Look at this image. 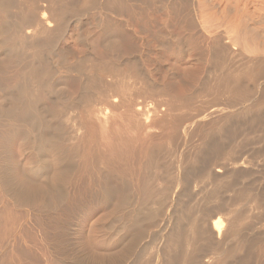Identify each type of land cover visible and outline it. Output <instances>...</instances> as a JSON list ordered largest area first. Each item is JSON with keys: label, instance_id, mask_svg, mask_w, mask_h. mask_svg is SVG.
<instances>
[{"label": "bare ground", "instance_id": "6f19581e", "mask_svg": "<svg viewBox=\"0 0 264 264\" xmlns=\"http://www.w3.org/2000/svg\"><path fill=\"white\" fill-rule=\"evenodd\" d=\"M97 1L99 0H84V2L78 6L80 7L78 9L76 7L77 5L75 3V0H0V34L4 36L6 35L8 38V41L7 40L1 41V44L5 45L7 43L12 42L11 48L9 47L10 49L4 50L2 48L4 51L3 54L6 55V59L9 61V64L13 65L17 69V71L15 70L17 73L15 75L14 82L12 81L13 82L12 86L8 85V87H2L4 86V84L2 85L0 83V87H2L0 88L1 89L0 94H1V98L4 101V104L0 109V117L6 118V120L10 122L14 121L17 122L18 124L20 123L18 127L15 126L9 127L5 133H2V136L6 141L5 145L13 144L14 141H17L18 143V139H19L20 142H22L19 145L21 146V148L23 147L22 149L25 154V158L42 155L43 152L46 153V151L48 150L52 151L55 153V162L58 168L56 174V185L48 189L47 191L48 194H43V192L41 193L35 191L32 193L23 190L21 187H19V184L14 180L10 170L8 169V166L5 163L2 164L3 167L0 165V187L2 188L4 195H6L7 198L12 199L13 202L15 201L16 204H18L20 207H24L27 204H36L40 200H42V204L46 205L47 203L49 204L47 200L50 201V199H51L50 203L53 202V204L57 205L58 203L61 204L62 200L64 199L62 198L63 190L61 191L62 189L61 187H63L66 182L70 181L68 178L69 174H73L72 178L75 177L76 180L84 179L88 182L89 187L92 188L94 187V189L96 187L98 191L100 189L101 195L104 198V200H109L110 198H112L111 201H113V199L114 200L117 199L118 202L117 207L119 209H124L123 211L125 212L124 215H122L123 217L122 216H121L122 218L120 217L121 220L118 223L119 224L118 229L114 228L116 231L115 235L117 240L115 239L116 241L112 243L111 251L106 253L104 256L100 255V257H96L95 255L93 256L92 254L91 262H93L92 260H94V262L96 263L98 261L113 262L118 260L119 264H121L126 262L127 259L131 257V255H135L134 252L135 248L139 243V241L143 238V235H140V233L138 235V233H136L137 228L143 225L144 223H146V221H155L157 217H159L158 212L164 207V203H166L165 201L170 198L169 197L165 200V197L163 198L161 197L163 193H165L164 191L167 190L170 193V189L173 188V186L175 185H181V184L183 186L186 184L188 185L189 182L188 180L191 177L188 179L189 174L187 173V171H184L182 169L183 171L180 172L178 171L179 173L176 174V176L174 174L175 177H172L173 174L168 175L167 173L168 171L166 172L167 175L164 174V172H162L163 175H165L162 184L164 182L165 186L164 187L161 186V188L160 187L157 188L156 187L157 184L155 185L156 182L155 180L158 178L159 180H161L162 177L161 174L159 175V173L158 174L156 173L158 171L156 167L158 166L159 162L162 161V158L164 156L168 158V156H166V152L168 149H170L169 147H171L170 144L172 143L170 142H172V140L175 139L173 135H177L176 133H179L178 130L182 128V131L185 133L184 135L186 138L185 140L186 145L192 146L194 142L193 138H195L196 136L195 134L196 131L194 132V130L197 128H195V126L192 127L190 125L189 117L190 120L193 119L191 118L193 116L192 110H188L187 113H189L190 111L192 112V114L191 116H186V118H188L186 119L183 115L184 108L180 104L182 102L180 101L173 102L172 99H171L172 101L168 100L169 97L168 98L166 97L165 93L167 94V92L166 91L164 92V89L160 90L159 88L158 89L153 88L152 93L155 95H150L151 88H146L147 90L150 89V91L148 92V94L150 93L149 94L150 96L152 97L157 96L158 98L161 97L160 99H157L155 97L156 99L150 100L149 98H147L149 95L146 96L140 93L143 95L141 96L140 94H137L135 89L134 91L132 90L133 87L130 88L131 85H129L128 81L133 80L134 82L144 77L142 72L137 68L136 64L132 60L128 61L125 65H116L112 61L94 62L93 60H91V58H85L84 60L79 61L80 63H78L79 64L78 70L82 79V82L80 80V82L82 83L81 87L80 89H78L79 91L77 90V93L79 95L76 96L77 97L76 100L78 102L76 101L74 103V101H70L68 99L63 100L59 98L58 95L54 92L52 81L55 78V75H57L60 72V69L65 68L68 70L71 68L72 65L67 61L68 54H70L71 51L67 46L59 47L60 40L64 37L66 30L69 27V24H71V22H77V21H79L80 23L83 22V20L78 19L76 15L78 10L81 11L82 8H88L90 6L93 7L94 5H96ZM182 1L185 2V0ZM186 1H187L186 3H188V7H190L187 10H190L193 15L192 19L189 18L190 21L187 23L188 24L187 28L190 31L196 30V33L199 28L204 29L213 35L212 41L210 42L212 46L207 43V45H209L210 47V48L208 47L209 50H207V52H208V59L212 61V65L210 67L211 70L207 72L209 73V77L205 81L203 86L200 88V90L197 92L196 96L200 94L204 96V98H207L208 103L205 102V104L207 105L205 106L206 108L207 107L214 108V106L219 108L220 113L218 114L216 113L217 115L215 114L210 116L211 117L210 125L213 126V127L211 126V128H213L212 129L213 131L216 130L215 132H217L218 134L225 131L223 130V127L224 129L226 128L225 124H227V118L233 110H235L236 112L238 109L243 107L242 110L244 111L246 110L248 111V113H253L254 110L256 111L257 109L259 110L264 107V90L261 89L262 86H260L261 85L260 83H264V35L261 33V32L264 33V0H258L256 5L254 4V2L257 0H236V1L225 0L223 2V7H219V9H216L214 5L213 6L208 5V8L205 7V4H203V2L205 3V0H199L200 2H198V5L202 3L199 6L196 4L197 0L194 1L186 0ZM123 2L127 3L128 1L126 2L124 0H104L103 4L104 6H109L110 4L111 6L114 7L116 6L115 9L116 8L120 9L123 8L122 6ZM173 4L176 5L174 2ZM170 5H168L169 6L168 8H170ZM174 5L171 7L173 8ZM251 6L253 7L254 11L250 10L252 8ZM162 7L164 8V5H162ZM186 7L187 6H185L184 8ZM107 10L109 9L107 8ZM191 12L189 13L191 14ZM93 16L90 17H92L93 19ZM102 20L104 19L102 18ZM97 21L99 20L97 19ZM105 24L106 23H103L101 25L103 32L106 31L107 25ZM222 28L227 29V32L225 33H227V35L229 36L231 43L234 45V47L240 45V47L242 48L247 43L248 46L246 48L247 51L246 49L244 51H246L248 57L243 56L246 55V53H243V51H241L239 46H238L239 49H237V47L234 48L229 45H226L227 37L225 36L224 31L220 30ZM213 30H219V31L212 32ZM242 42L245 43V45H243ZM241 44L243 46H241ZM148 45L149 43L145 42L143 47L145 46L144 48L148 49ZM243 49L244 47L242 48V50ZM139 53L142 52L139 51ZM144 53H146V51ZM53 55L58 57L56 64H54L51 61V56ZM140 55L141 57L143 56L142 54ZM145 55L148 56V53H146ZM146 56H144V58H148ZM0 68L3 71L8 69L7 67H5V65H2L1 63H0ZM108 77H110L112 80L107 81ZM70 78H71L69 80L70 85H72L71 87L75 90L76 89L75 83L77 82L76 80L78 77L75 79L74 76ZM127 82L129 86L127 85ZM135 84L137 83H134V85ZM127 86L129 88V91ZM130 91H133V93H129ZM145 92L146 91H144L143 93ZM117 93H119V96L115 97ZM134 93L136 94L134 97L135 99L131 96V94H133L134 96ZM144 96L145 98H147V100L148 99L149 100L148 101L145 100ZM198 97L201 98L200 96ZM194 99L195 98H193L192 100V98L189 97L187 101H191V100L194 101ZM253 100H255V102ZM185 104L188 105L190 104V102L188 103L186 102L184 103V105ZM205 104H203V106ZM200 108L201 107H199V111L205 112L202 111L203 108L202 109ZM181 109L183 110V112ZM180 110H181L180 112L181 114L179 113ZM112 111H121V115L123 116V121H120L122 123V125L121 124L120 125L122 127H120V125L118 126L117 124H116L117 128H115L116 126L115 127L111 126V121L109 120V117ZM176 112L178 114V117L182 116L181 118L179 117V120L177 121L176 119H178V117H176L177 115H174L176 114ZM207 112L208 111L206 109V115L209 113ZM71 113L78 115L80 117L79 121L75 126V133L80 132L82 134L80 138H74L73 136L65 137L64 130L61 127V125L58 123L61 120L60 118H63V116L65 117L66 114L69 116L71 115ZM237 113L235 114L237 115ZM255 114L256 113H254V115ZM199 115L200 116L205 115V113H201ZM228 120L231 121V119ZM178 121L179 123L177 124L176 127V124L173 122H178ZM179 124L181 125V128L178 127ZM206 124L207 123L205 122V125ZM10 125L12 124L10 123ZM208 125L209 124H207L206 126L207 129L209 128ZM190 126L194 128V130L191 129ZM173 127L178 128V130L177 129L175 130ZM211 128L208 130H211ZM52 130H55V133L56 131L58 132V135L55 134L56 137L54 135H51ZM137 131H139V133ZM156 131L160 133H166L165 134L166 138L163 137L165 140L161 142L158 139L160 142L156 144L152 139L151 140L153 141V143H150L151 140L150 141L147 140L149 141L150 144H148V147L146 146L147 149L145 151V154L143 153L144 161L142 165L139 164L140 166L136 170V172L138 171V173H134V175L128 174L129 175L128 178H127V174H124V171H118L117 169H114V167L113 166L111 167L109 163H107V161L103 158V156L100 155V153H99L100 156L96 153L97 151H99L97 149L101 147L99 144H101L102 141L103 143L104 142L106 143L104 144L107 147H109L110 145L112 148L113 146L121 147V145L119 144L120 142L118 143L119 145L117 146V142H118L117 140L123 137L124 136L123 134L130 135L131 133L134 134V132H137L138 135L141 137L143 135H140V133L142 134L143 132L144 136H146V138L143 136L144 140H146L151 138L153 136V133ZM213 131H211L212 134L214 133ZM239 131L242 132L245 138L248 137L249 135L248 133L250 130L248 131L247 128L241 126ZM137 133H135L136 136H138ZM150 133H152L151 137H150L151 135ZM210 134H211L210 132L209 134H207L206 132L203 135L206 137L207 135ZM128 135L127 138L131 139L132 136L130 135L131 136L130 138V136L128 137ZM134 137L135 135L133 136V138ZM211 138L212 136L210 137V139ZM204 139L206 138H203V140L201 138V144L199 143L201 146H199V149L201 147L204 150V148H207L209 146V142L207 144L206 142L207 140ZM210 139L209 141L211 142ZM75 140H77L76 147L68 144L69 142ZM158 140L156 141L158 142ZM113 141H117V142L114 143ZM177 141L178 140L176 139L175 142H173L174 143L173 148L175 144H177L176 143ZM246 141L242 139L241 141L234 142L233 139V143L230 140L231 144H227L226 142H225L226 144L223 142L217 144L215 150L216 153H214V155L216 159L218 158L219 161L217 160L218 163L217 164L215 163L216 165L213 167L214 169L212 168L213 170L210 169L211 167L209 166L210 168H207L209 169L206 170L207 172L203 171L206 172L205 173L206 180L207 181L210 180L211 184L212 185L214 184L215 187L218 185L220 186L222 182L219 178L222 179L228 175L229 176L233 175L231 171L234 172V169H238V167L239 169L240 167L242 169L243 168L246 169L245 167H248L247 165L251 164L250 163L251 156L248 153H246L245 150L248 149L247 147L248 143ZM179 142L181 143V141ZM143 143L146 145V143L148 142H143ZM96 144H98V146L100 147L94 149ZM250 149H248L247 152L250 151ZM172 150L170 151L168 150V151L171 152ZM244 150L247 159L249 158L248 160L250 161H246L244 158H242L243 154H245L243 153ZM204 151L206 152V150ZM10 152H11L10 148H6V149L4 148L3 154L5 158L8 156ZM261 152L262 151H260V154ZM202 154L203 153H201V155ZM263 154L264 153H262V155ZM253 155L254 157L257 155L258 158H261L259 157L258 154L256 155L253 154ZM190 159H192L191 156ZM216 159H214L215 161L214 160L213 161L217 162ZM261 161H259L260 163L259 162L256 163L255 161L254 164L255 163L256 165L262 164L263 166L264 164L263 159ZM74 162L78 163V165ZM71 163H73L74 166L77 165L78 168L77 170H75L76 172L73 169L74 168L73 165H70ZM167 164L169 165L170 163ZM70 166L73 168H71ZM251 167H253V165H249L248 168ZM163 168L162 170H165ZM261 168L259 167L258 169L261 170ZM35 173L42 174L44 172L43 169H39V170H35ZM135 174L136 175L139 174L137 175L139 176L138 179L136 177V180H138L137 184L139 183L135 191V194H137V196H142V198L147 202L149 201L150 198L154 196H155L154 198H156V195L159 192L161 193L158 195V197L161 195L160 196L161 198L159 197L158 198L159 200L155 203L152 202L156 207L151 206L152 209H150V207L148 208L146 206L148 209L143 208L145 209L146 214H144L143 209L141 210L143 211L142 212L143 215L140 213L139 210H137L138 207H136V201H134L137 198V196L136 198L133 197L134 194L133 190L135 189V187L134 189L132 188L133 189L132 190L130 187L132 184L129 183L130 180H132L130 178H133L135 180ZM202 174L199 177L200 179L204 178L201 177ZM114 179L117 182L116 184L117 186L116 188L113 187L114 189L112 191L108 188L107 184L109 181L111 182V180ZM203 181L204 179H202V183ZM207 181L204 182L207 183ZM210 182L208 181V183ZM88 184L86 185L88 186ZM98 191L96 190V193ZM253 191L254 190L250 191L251 193L248 192L250 193V197H252V194L254 193ZM47 195H49L48 197L50 199L47 197ZM90 195L94 196L93 193ZM255 196L257 197V195ZM255 196H253L254 198H252V200L254 201L257 200ZM216 198H214V200ZM204 199L205 198H203V200ZM151 200H153V198ZM243 203H244V199H243ZM256 203L259 204L258 200L256 201ZM262 203L263 202H261V204ZM204 204L205 205L204 206L202 205L203 207H201L200 209L198 208L197 210L196 208L195 209L196 211H193L189 208L187 209L185 208L184 209L185 213L182 211L185 216L182 213H180L177 216L176 215L177 211H174V217L171 219L172 224L169 226L170 231H168L167 234H164L165 237L163 238V240H161L162 241L161 243L159 242L160 240L158 238V241H156L159 242L158 244H156L158 245V247L156 245L151 247V249L155 250V252L151 250L153 251V253H155L154 257L152 256L153 255L152 253V255H150L151 258L150 259L148 258L149 260L145 262L143 261L144 263L140 260L141 262L140 264H247L248 255L246 254L248 253L246 252V250L248 248L251 249V246L253 247L254 242L252 244V242L246 240V238L248 239L250 235L248 236L247 235L248 233H246V231L243 229L244 227L243 224L244 223L247 224L246 222L249 221L248 219L250 218L249 217L250 215L248 216V214L246 213L247 214V220H246L245 213H242L245 215L243 217V215L239 213L240 211L238 212L237 208H236L237 209V213H236V209L234 210V208H229L230 206L228 207V204L226 205L217 200L212 202L207 201V205L206 203ZM1 212H0V216H1ZM5 213H8V209H6ZM11 214L10 215L8 214V216H6L7 214L3 215L2 217L4 219L3 221L8 220L9 216L11 218L12 217ZM244 219L246 220L245 222ZM2 223L0 224V226H2ZM7 223L9 224L8 221ZM39 223L40 222L38 221V224ZM43 223H45V221ZM259 224H261V222H259ZM113 227L115 226L114 225L112 226L111 228L112 230ZM244 228L249 229L250 227L248 228L246 226ZM251 229L252 231L250 229L249 230L253 234V232H255L253 230L257 229V231L259 232L261 228L255 227L254 229L253 228ZM263 232L261 231L260 238L258 239H262V237L264 239V236L262 235ZM257 236L259 235L257 234ZM45 237L48 238V235L45 234ZM53 238H54L53 243L55 244V246H61L62 244L65 245L64 242H60L61 240L60 237L58 239L57 237H53ZM252 238L250 237L249 239L252 241ZM5 240H7L6 233L3 232L0 233V248L2 249L0 251V264H9L8 259L10 258L7 249H5V245H6ZM48 241H46V243H48ZM257 246L258 244L256 245V247ZM263 247L261 248L258 247V248H260L259 250L261 249L263 250ZM126 263L129 264L128 262Z\"/></svg>", "mask_w": 264, "mask_h": 264}, {"label": "rangeland", "instance_id": "374dc122", "mask_svg": "<svg viewBox=\"0 0 264 264\" xmlns=\"http://www.w3.org/2000/svg\"><path fill=\"white\" fill-rule=\"evenodd\" d=\"M124 1H126V2L128 1V2L127 3L123 2V5H122L123 8H120V9L119 8L115 9L116 6L114 7V6H111L110 4H109V6H104V4H103L104 0H99L96 2V5H94L93 7L90 6L88 8H82L81 11L78 10L76 15H77L78 19H82L83 22H81V23L79 21L71 22V24H69V27L66 30L64 37L60 40V43H59V47L67 46V47H69V49L71 51V53L68 54V57H67V61L70 64H72L71 68L68 70L65 68L60 69V72L57 75H55V78L52 81V86L54 88V92L58 95L59 98H61L63 100L68 99L70 101H74V103H75L77 101L76 96L79 95L77 93V90L80 89L81 84H82L81 83L82 82L81 75H80L79 70H78V65H79L78 63H80L79 61L84 60L85 58H91V60H93L94 62L112 61L116 65H125L128 61L132 60L144 76L142 79L136 80L134 82H133V80H131L132 82L128 81L129 85H131L130 88L133 87L132 88L133 91L135 89L137 94L142 93V94L147 96L150 93H151L150 95H155L152 93L153 88L154 89L159 88L160 90L164 89V92L165 91L167 92V94L165 93L166 97L167 98L169 97L168 100L172 99L173 102H177V101L182 102L180 104L183 106L184 112L182 109L181 110L184 113V114L183 113L182 114L184 115L185 118H186V116H191V114L193 112V116L191 117L193 119L190 120V117H189V121H190V125L192 127L195 126V128H197V129L194 130V128H192L190 126V128L193 129L194 132L196 131L195 132L196 136H195V138H193L194 142H193L192 146L186 145V143H185L186 138L184 135L185 133L182 131L181 125L180 124H179L180 126L178 125V127L181 128L180 130H178V128L173 127L175 130L177 129L179 131V133H176L177 135H173L175 139H173L172 142H170V143H172V144H170V146L172 148L169 147L170 149H168L169 151L172 149L173 150L171 152H169L167 150V152H166V156H168V158L164 156L162 158V161L159 162L158 166L156 167V169L158 170L156 173L157 174L159 173V175L161 174L162 179L159 180V178H158L155 180L157 182V183L155 182V185L157 184L156 185L157 188H159V187L161 188V186L164 187L165 183L163 182V184H162V181H163V178L165 177V175H163L162 172H164V174H166V175H167V173H168V175L173 174L172 177H175L176 174H178L180 171L184 170V171H187V173L189 174L188 179L191 177L188 180L189 181L188 185L187 184L184 186L182 184L181 185H175V186H173V188L170 189V193H169V191L165 190L164 192L166 194L163 193V195H165V196L160 195L162 198L165 197V200L169 197L171 199L169 198L165 201L166 203H164V207L158 212L159 217H157V219L155 221H146V223H144L143 225L138 227L139 229L137 228L136 233H138V235H139V233H140V235H143V238L139 241V243L137 244V246L135 248V251H134L135 255H131V257L128 258L126 262H128L129 264H137V263L140 264L141 263L140 260L142 262L143 261L145 262L151 258L150 255H152L153 251L155 252V250L151 249V247L158 244L159 242L161 243L162 242L161 240H163V238L165 237L164 234H167L168 231H170L169 226L172 224L171 219L174 217V211H177V214H176L177 216L180 213H182L184 215V213H185L184 209L185 208L186 209L189 208L193 211H196L195 209L196 208H197V210H198V208L200 209L201 207H203L205 205L204 203H206V205H207V201L212 202V201L217 200V201L224 203L226 205L228 204V207L230 206L229 208H234V210L237 208L238 212L240 211L239 213L241 215H243V217L245 215L242 213H245V214L247 213L248 216L250 215L249 216L250 218L248 219L249 221L246 222L247 224H245V223L243 224L244 227H246V226L248 228L250 227L249 229L251 231H252L251 228H253V229L255 227L261 228L259 231L260 233L257 231V229L253 230L259 235V236H257V234L255 232H253V234H252L249 229L246 228L247 229L246 230L243 227V229L246 231V233H248L247 235L248 236L250 235L249 237L247 236L248 239L246 238V240H249L250 242H252V244H253V242H254V244L256 243L255 245L253 244V247L251 246V249L248 248L249 250L248 249H247L248 251L246 250V252L248 253V254H246V255H248L247 256V258H248L247 264L248 263L249 264H263L264 263L263 262L264 261V247H263L264 239H263V237H262V239H258V238H260L261 231L262 232L264 231V229H263L264 228V223H263L264 222V173H263L264 172V169H263L264 164H263V166H262V164H258V165H261V166H258V165H256V163H258L262 159H263V163H264V154L262 155V153H264L263 152L264 151V107L262 109H259V110L257 109L256 111L254 110L253 113H248V111L242 110L243 107L237 110L239 114L237 113V111L235 112V110H233L231 112L232 114L230 113L231 116L229 114V116L227 118V124H225V127L227 129L226 128L224 129V127H223V130H225V131L218 133V134H217V132H215L216 131L215 129H214L215 131H213L212 130L213 128H211L212 125H210V119H211L210 116L215 115L216 113L217 114L220 113V110L218 107H215V106H214V108L213 107H211V108L207 107L206 108L205 106H207V105L205 104V102L208 103L207 98H204V96L200 95L199 93H198L199 94L198 96H200V97L202 96L203 98L202 97L199 98L198 96H196L197 92L200 90V88L203 86V84L205 83V81L209 77V73H207V72H209V70H211L210 67L212 65V61L208 59L207 50H209L208 49L209 45L212 46V44L210 42L212 41L213 35L204 29L199 28L197 30V33H196V30L190 31L187 28L188 27L187 23L190 21L189 18L192 19L193 15H192V12L190 10H187L190 7H188V3H186L187 2L186 0H185V2H183L182 0H177V1L170 0L171 2L169 0H167V1H165V0H163V1L162 0H160V1L154 0L153 1L152 0V2H151V0H124ZM139 1H140V3H139ZM158 1L160 2V4ZM224 1L225 0H205V3L203 2V4H205V7H207V8H208V5H212V6L214 5L216 9H219V7H223ZM83 2H84V0H75V3L77 5L76 7L79 9L80 7H78V6L81 5ZM173 2L176 5H174ZM198 2H200V1L197 0V3H196L197 5H198ZM257 2H258V0L255 1L254 4L256 5ZM101 3L103 6L101 5ZM130 3H132V4H130ZM161 3H162V5H164V8L166 10L162 7ZM163 3H166V4H163ZM170 3H171V5H170ZM183 3H185V4H183ZM200 4H202V3H200ZM168 5H170V8H168L169 7ZM173 5L175 7V8L173 7L174 9L171 7ZM122 6H120V7H122ZM185 6H187V7L184 8ZM107 8L110 11L107 10ZM167 8H168V10H167ZM100 9L102 12L100 11ZM112 9H113V11H112ZM250 10L254 11L253 7ZM188 11L191 12V14ZM214 11H216V10H214ZM188 13H189V15H188ZM185 14L187 16V19H186ZM90 16H93V19ZM106 16H107V18H106ZM102 18L104 20H102ZM97 19L99 21H97ZM181 20H182V22H181ZM184 20H185V22H184ZM186 20H187V22H186ZM103 23H106L105 25H107L105 32H103L102 27H101V25ZM220 30H223L225 36L227 37V39H226L227 44L226 45L234 47V45L231 43L229 36L227 35V33H225V32H227V29L222 28ZM217 31H219V30H213L212 32H217ZM259 31H261V30H259ZM156 32H158V33H156ZM261 33L264 35L263 32H261ZM1 36H2V39H1ZM6 40L8 41L7 36L0 34V63L2 65H5V67L8 68V69H6L7 71L6 70L3 71L0 68V80H1L0 83L2 85L4 84V86L1 85L2 87H8V85L12 86V84L15 80L14 79L15 75L17 73L16 67L9 64V61L6 59V55L3 54L4 53L3 49L8 50L11 48V45H12L11 44L12 42L7 43L5 45L1 44V41H6ZM145 42L149 43L148 49L150 51L147 48H144L145 46L143 47ZM207 43L209 45H207ZM242 44L245 45V43H243V42H242ZM242 44H241V46H243ZM238 46L241 49V51H243V53H246V51H247L246 48L248 47L247 43L245 46H243L244 47L243 50H242L243 47L241 48L240 45H238ZM238 46H236L237 49H239ZM236 47H234V48H236ZM137 49L138 50L140 49L139 51L142 53H139V51ZM245 49H246V51H244ZM143 51L144 52L146 51V53H148V56H146L145 55L146 53H144ZM140 54H142L143 56L141 57ZM144 56H146L148 58H144ZM243 56L248 57L247 53H246V55H243ZM156 57L159 59H157ZM149 58H150V60H149ZM57 59H58L57 56H55V55L51 56V61L54 64H56ZM73 65H75V66H73ZM9 66H11L13 69ZM73 76H74V79L78 77L76 80L77 82L75 81L76 86L74 85L76 87L75 90L71 87L72 85H70V81H69L71 79L70 77H73ZM80 80H81V82H80ZM111 80L112 79L110 77L107 78V81H111ZM128 82H127V85H128ZM134 83H137V84H135L136 87H135ZM260 84H261L260 86H262L261 89L264 90V83H260ZM128 86H127V88H128ZM2 87H0V88H2ZM146 88H151V91H150V89L147 90ZM138 90H139V92H138ZM143 90L146 91L145 93H147V94L143 93L144 92ZM128 91H129V88H128ZM133 91H130L129 93H133ZM149 91H150V93L148 94ZM0 93H1V89H0ZM135 93H134V96H133V94H131V96L133 98L136 95ZM142 94H140V95L143 96ZM113 95H116V94H113ZM117 96H119V93H117V95L115 97H117ZM149 96L147 98H149L150 100L156 99V98L157 99L161 98V97L158 98L157 96H153V97L152 96L149 97ZM189 97L192 98V100H193V98H195L196 100L194 99V101H192V100L187 101L189 99ZM144 98H145V96H144ZM147 98H145V100H147ZM180 99L183 101H181ZM253 101L255 102V100H253ZM183 102L184 103L190 102V104H188L189 107L187 104H185L186 105L185 106ZM3 104H4V101L1 98V94H0V109L2 108ZM203 104H205V105L203 106ZM209 104H210V102H209ZM193 105H194V108H193ZM182 106H181V108H182ZM202 106L205 108H203ZM199 107H201L200 109L203 108L202 111H205V112L199 111ZM206 109L209 112V113L207 112L208 113L207 115H206ZM74 110H75V108H74ZM181 110L179 111V113L181 112ZM188 110H192V112L189 111V113H187ZM197 111H199L200 113ZM242 111H244V112H242ZM201 113H205V115L200 116L199 114H201ZM212 113H214V114H212ZM235 113H237V115ZM254 113H256V114L254 115ZM174 115H177L176 117H178L177 112ZM242 115H245V116H242ZM205 116H207V117H205ZM179 117H178V119L175 118L176 121L179 120ZM203 117H204V119H203ZM60 119L61 120L58 123L63 128L65 137L73 136L74 138H80L82 136V134L80 132L75 133V126L80 119V117L78 115L71 113V115L68 116L66 114L65 117L63 116V118H60ZM186 119H188V118H186ZM228 119H231V121ZM109 120L111 121L112 127H115L116 124L118 126L120 124L122 125V123L120 122V121H123V116L121 115V111H112L110 113ZM13 122L6 120V118L0 117V165L3 167L2 164L5 163L8 166V169L10 170L11 175L13 176L14 180L19 184V187H21L23 190H25L27 192H32V193L35 191V192H41V193L43 192V194H48L47 193L48 189H50L52 186L56 185V174H57L58 168H57L56 162H55V153L48 150V151H46V153H44V152H43V154L41 153L42 155L25 158V154H24L23 149H22L23 147L21 148V146L19 145L22 142H20V140L18 138H17L18 143H17V141H14L13 144L5 145L6 141L4 140L2 133H5L9 127H14V126L18 127L20 125V123L18 124L17 122H14V123ZM205 122L210 125V126L208 125V127H209L208 129L211 128V130L207 129V127H206L207 124L205 125ZM10 123L12 125H10ZM173 123H175L176 127H177V124L179 123V121L173 122ZM199 123H200V125H199ZM246 123H248V124H246ZM232 124H234V125H232ZM121 125H120V127H122ZM201 125L203 126V128ZM226 125H229V126H226ZM173 126H174V124H173ZM198 126H199V128H198ZM241 126L247 128L248 131L250 130L248 133L249 134L248 137L244 138V135L242 134V132L239 131ZM115 128H117V126ZM198 130H199V132H198ZM203 131L205 133L207 132V134H209V132L212 134L211 131H213L214 136H213V134L212 135L210 134V135H207L205 137L203 135V134H205ZM53 132H54V134H53ZM137 132L139 133V131H137ZM137 132H134V134L131 133L132 135L130 134L132 136V138L130 135L127 134L128 137L130 136V138L133 140L127 138L126 134H123L124 136L120 138L121 140L120 139L117 140L118 142L113 141L114 143L117 142V146L120 144L121 147L113 146V148H112L110 145L109 146L110 148H109L105 145L106 144L105 142H104L105 144L103 143V141L101 144L98 143L101 147L98 146V144H96V146L94 147V149L97 147H100L97 149L99 151L96 150L97 152L96 151L95 152L98 155L100 153V155H102L103 158L107 161V163H109V165L111 167L113 166L114 169H117L118 171H124V174H127V178L129 176L128 174L134 175V173H138V171L136 172V170H137V168H139L140 165H142V163L144 161V154H145V151L147 149L146 146L148 147V144L153 143V141L155 144L159 143L160 141L162 142L165 140L163 137L166 138V136H165L166 133H160V132L156 131V132H154L155 134L153 133V136H152V133H150L151 134L150 137L152 136L153 138L148 137L149 139L144 140V137L146 138V136H144L143 132H142V134L140 133V135L144 136V137L141 136L143 138H141ZM135 133H137L138 136H136ZM234 133H236V134H234ZM55 134L58 135V132L56 131V133H55V130H52L51 135H54L56 137ZM134 135H135V137L133 138ZM211 136H212V138L210 139ZM186 137H187V135H186ZM208 137L211 140V142L209 141ZM201 138H202V140H203V138H206L204 140H207L206 141L207 144L209 142V146L207 148H204V150H206V152L208 151L207 153L201 147H200V149L202 150V152L199 149V146H201L200 145L201 144ZM176 139L178 141L176 142L177 144H175V146L173 148V144H174L173 142H175ZM222 139H224V140L227 139L228 141L226 140L227 141L226 142ZM233 139H234V142L235 141L236 142L241 141L242 139L244 141H246V139H247V141H246L248 143L247 147H248V149H250V148L251 149L248 152H247L248 149H245V150H246V153H248L252 157L251 158L249 156L250 160L252 162L250 160H248L249 158L247 159L245 150L243 152L245 154H243L242 158H244L246 161H250L251 164H249V165H253V167L248 168L249 165H247L248 167H245L247 170L244 168L242 169L241 167H240V169L238 167L239 170L234 169V172L230 170L233 175H231V176L228 175L230 178L228 176H226L225 178H222V179L219 178L222 182L221 183L222 185L220 184V186L218 185L215 187L214 184L213 185L211 184L210 180H208L210 183H208V181L206 180V178H205V173L207 172L206 170H209L207 168H210V167H211L210 169H212L219 161L218 158L216 159V157L214 155V153H216L215 150H216L217 144H219L220 142L222 143L223 141H224L223 143L226 142L227 144H231V142L233 143ZM147 140H149V141L151 140V142L149 143V141H147ZM156 140H158V142ZM230 140H231V142H230ZM179 141H181V143ZM100 142H101V140H100ZM143 142H148V143H146V145H145ZM212 143H213V145H212ZM68 144L76 147L77 140L71 141ZM107 145H109V144H107ZM176 145H177V147H176ZM4 148L5 149L10 148V150H11V152L6 157L7 159L5 158V156L3 154ZM195 151H196V153H195ZM258 151H259V153H258ZM260 151H262L261 154H260ZM254 152H256V153H254ZM201 153H203V154L201 155ZM252 153L255 155L260 154L259 157H261L262 159L258 158L257 155L254 157V155ZM196 154H198V155H196ZM190 156L192 159H190ZM170 158H171V160H170ZM183 158L185 161L183 160ZM186 158H188V159H186ZM206 158H208V159H206ZM213 158L216 159V161L217 160L218 161L214 162L215 160ZM193 159H194V161H193ZM200 159H201V161H200ZM252 159H255V160H252ZM258 159H260V160H258ZM39 160H40V162H39ZM196 161H197V163H196ZM255 161H256V163L254 164ZM180 162H182V163H180ZM74 163H76V162H74ZM167 163H170V164L168 165ZM76 164L78 165V163H76ZM183 164H184V167H183ZM70 165H73L74 168L71 166L70 167L73 168L74 171L77 170V168H78L77 165L74 166L73 163H71ZM195 165H196V167H195ZM180 166H181V168H180ZM159 167H161V168H159ZM167 167H169V168H167ZM257 167L258 168L262 167V168L260 170ZM162 168L165 170H162ZM39 169H43L44 173H42V174L35 173V170H39ZM73 169H71V170H73ZM122 169H124V170H122ZM156 169H155V171H156ZM125 171H126V173H125ZM159 171H161V172H159ZM203 171H206V172H203ZM202 173H204V174H202ZM174 174H175V176H174ZM201 174H202L201 177H204V178L200 179L199 177ZM72 175L73 174H69V177H68L69 180L70 181L72 180V181L66 182L64 184V186L61 187L62 189L60 188L61 191L63 190L62 191V196H63L62 198H64L65 200L63 199L62 203L61 204L58 203L57 205L53 204V202L50 203L51 199L48 197L49 195H47V197L50 199V201L47 200V202H49V204L46 202L47 204L44 205V204H42V200H40L36 204H27L24 207H20L18 204H16L15 201H14L15 202L14 203L12 199L7 198V196L4 195L2 188L0 187V212L2 211L0 217L2 218L3 215L7 214L6 216H8V214L10 215L12 213L11 214L12 217L10 218V216H9L8 220L3 221L4 219L2 218V220H1V218H0V224L3 222L2 226H0V231L2 230V228H3V230L0 233L3 232V233H6V235H7V240H5L6 241L5 244L7 246L5 245V249H7V252L9 253V258H10V259H8L9 264H111V263L112 264H119L118 260L113 261V262H111V261H102V262L98 261L99 263L98 262L96 263V262H94V260H92L93 262H91V257H92V254H93V256L95 255L96 257H100V255L104 256L106 253L111 251L112 243L117 240L116 235H115V232H116L115 229H118V225H119L118 223L121 220V218L123 217L122 215H124V213H125L123 211L124 209H119L117 207L118 206L117 199H115V200L113 199V201H111L112 198H110L109 200H104V198L101 195L100 189L98 191V189H96V187H95V189H94V187L93 188L89 187V184L86 180H84V179L76 180L75 177L72 178L73 177ZM137 175H139V174H137ZM137 175L135 174V180L133 178H130L132 180H130V182H129L132 184V185L130 184L131 189L132 188L134 189V187H135L134 190L132 189L134 192L133 197H135V198L137 196V194H135V191L137 189L136 187H138V185H139V183L137 184L138 180H136V177H137V179L139 177ZM202 179H204V181H207V183H205L203 181V183H204L203 184ZM86 184H88V186ZM116 184H117V182L114 179V180H111V182L109 181L107 185H108V188L113 191V189L116 188V186H117ZM86 186L89 188H87ZM208 186H210V187H208ZM228 188H229V190H228ZM87 189H90V190H87ZM96 190L98 191L97 193H96ZM252 190H254L253 192L256 194L253 193L252 197H250V193H251L250 191H252ZM88 191H89V193H88ZM90 191H91V193H90ZM99 192H100V194H99ZM248 192H250V193H248ZM92 193L94 194V196L90 195ZM159 194H161V193L159 192L156 195V198H154L155 196L152 197L153 200H151L152 198H150L149 199L150 202L149 201L146 202L142 198V196H137V198H136L137 200L136 199L134 200V201H136V207H138L137 210H139L141 214L143 211H144V214H146L145 209H143V208H147V207L149 208L150 207V209H152L151 206L156 207L154 205V203L159 200L158 199L160 197V196L158 197ZM167 195H168V197H167ZM255 195H257V197ZM208 196H209V199H208ZM253 196H255V198H257L259 204L256 203L257 200H255V201L252 200V198H254ZM213 197L214 198L217 197V198L214 200ZM203 198H205L204 199L205 202H204ZM243 199H244V203H243ZM152 202H154V203H152ZM183 202H184V204H183ZM245 202H247V203H245ZM261 202H263V203L261 204ZM3 203H6V204H3ZM187 203H188V205H187ZM237 203H238V205H237ZM134 204H135V202H134ZM16 205H18L19 207ZM177 205H178V207H177ZM249 207H250V209H249ZM116 208H118V209H116ZM6 209H8V213H5ZM142 209H143V211H141ZM178 209H179V211H178ZM237 209H236V213H237ZM247 214L245 216L246 220H247ZM246 220L244 219V222ZM7 221L9 222V224L7 223ZM38 221L40 222L39 224H38ZM44 221H45V223H43ZM258 221L261 222V224H259ZM255 223H256V225H255ZM7 225H8V227H7ZM113 225L115 227H113V230H112L111 228ZM9 231H10V233H9ZM249 232H250V234H249ZM45 234L48 235L49 239L47 237H45ZM251 234H252L253 238H252ZM262 235L264 236V232ZM53 237H57V239L60 237L61 238L60 242H64L65 245L62 244L63 245V246L61 245L62 247L61 246H55V244L53 243V239H54ZM250 237L252 238V241L249 239ZM254 237H256V238H254ZM158 238L160 241L156 242V241H158ZM160 238H162V239H160ZM46 241H48V243H46ZM261 243H262V245H261ZM257 244H258V246L256 247ZM156 246L158 247V245H156ZM258 247H260V248L263 247V250L262 249L259 250L260 248H258ZM1 250L2 249L0 248V251ZM151 250H153V251H151ZM173 254H175V253H173ZM136 255H137V258H136ZM154 255H155V253H153L152 256L154 257ZM136 260H137V262H136ZM126 262L121 263V264H127Z\"/></svg>", "mask_w": 264, "mask_h": 264}]
</instances>
